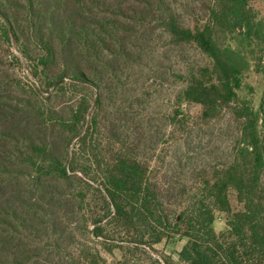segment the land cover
I'll return each mask as SVG.
<instances>
[{
    "label": "trees",
    "instance_id": "trees-1",
    "mask_svg": "<svg viewBox=\"0 0 264 264\" xmlns=\"http://www.w3.org/2000/svg\"><path fill=\"white\" fill-rule=\"evenodd\" d=\"M24 1L23 29L40 53L28 57L17 37L23 35L18 17L12 13L11 28L0 4L4 38L12 37L19 45L43 92L75 89L79 99L66 116L52 109L40 112L44 131L26 130L31 136L25 150L12 153V167L0 165V264H104L87 241H100L110 253L105 243L114 239L104 226L111 224L129 235L127 244L149 249L168 235L185 238L177 264H264L261 110L240 96L251 89L246 84L249 74L264 76V16L252 8L253 0H203L207 18L193 28L180 23L168 0H150L144 6V14L173 45L193 44L209 60L188 74L180 99L200 105L204 119L234 104L232 111L240 120L233 164L225 174L203 181L199 194L173 216L148 177L147 165L121 149L106 160L95 159L96 117L86 120L90 98L77 90L94 87V75L80 69L79 62L88 65L93 57L102 59L109 47L106 40L118 44L120 29L107 16L122 15L124 0ZM93 103L98 105L99 100L94 98ZM72 141L76 146L69 152ZM83 157L87 166L79 162ZM93 169L98 180L90 178ZM230 187L242 203L239 211L231 209ZM89 189L97 193L99 206L89 200ZM216 212L226 215V228L220 233L213 226ZM47 246L65 251L64 258L40 261ZM162 261L173 264L167 258Z\"/></svg>",
    "mask_w": 264,
    "mask_h": 264
},
{
    "label": "rangeland",
    "instance_id": "rangeland-1",
    "mask_svg": "<svg viewBox=\"0 0 264 264\" xmlns=\"http://www.w3.org/2000/svg\"><path fill=\"white\" fill-rule=\"evenodd\" d=\"M168 1L183 26L193 28L205 22L208 6L205 1ZM123 2L122 15L111 13L107 16L108 22L115 23L120 29L118 44L106 40L109 47L102 59L93 57L88 65L79 62L80 69L94 75V87L77 90L90 98L86 120L91 115L96 117V130L92 132L95 159L106 160L121 149L147 165L148 177L156 183L173 216L183 210L188 199L199 194L203 181H212L225 174L233 164L240 120L232 111L234 104L216 117L204 119L200 105L180 99L188 74L209 64L208 58L193 44L173 45L157 23L144 14V6L150 0ZM0 4L11 28L12 13L18 17V25L23 30V35L17 34L19 43L33 59L40 53V48L23 29L25 1L0 0ZM251 6L264 16V0H253ZM2 25L0 19V165L10 168L15 161L12 153L25 150L29 134L26 130L44 131L39 113L52 109L58 115L66 116L79 97L75 95V89L65 93L43 92L30 75L29 61L20 52L19 45L12 37L9 41L4 38ZM246 84L251 89L240 96L250 99L253 108L261 110L260 133L264 146V76L251 73ZM94 98L99 100L98 105H94ZM75 146L72 141L69 152ZM79 162L86 166L89 163L84 157ZM96 170L89 171L94 180L99 178ZM261 182L264 184V170ZM227 195L232 211L241 210L242 203L232 187L228 188ZM88 198L99 206L93 189H89ZM215 216L214 229L217 233L223 232L226 215L216 212ZM104 227L114 239L105 243L110 247V253L100 241H87L99 251L104 264H163L164 258L177 264L178 253L187 242L185 238L168 235L149 249L127 244L129 235H124L112 224ZM64 256L65 251L56 252L47 246L40 261L57 262Z\"/></svg>",
    "mask_w": 264,
    "mask_h": 264
}]
</instances>
